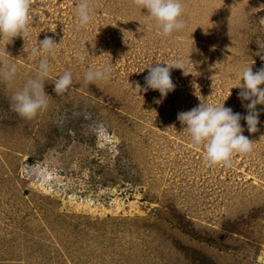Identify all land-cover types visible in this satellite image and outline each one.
Segmentation results:
<instances>
[{
	"label": "rangeland",
	"instance_id": "obj_1",
	"mask_svg": "<svg viewBox=\"0 0 264 264\" xmlns=\"http://www.w3.org/2000/svg\"><path fill=\"white\" fill-rule=\"evenodd\" d=\"M78 2L32 0L25 41L0 39L18 68L11 86L0 80V264H264V105L256 133L241 120L253 151L230 167L205 166L177 119L230 91L225 107L247 114L235 86L264 67V0H181L186 27L169 37L131 0H91L79 29ZM45 36L61 42L43 57L50 102L27 120L11 98L36 76L24 47ZM176 61L188 75L170 69L161 103L137 92L147 67ZM106 63L110 79L86 84ZM65 71L73 83L57 95Z\"/></svg>",
	"mask_w": 264,
	"mask_h": 264
},
{
	"label": "clouds",
	"instance_id": "obj_2",
	"mask_svg": "<svg viewBox=\"0 0 264 264\" xmlns=\"http://www.w3.org/2000/svg\"><path fill=\"white\" fill-rule=\"evenodd\" d=\"M31 3L32 0H0V39L7 36L11 43L13 38L21 37L25 41L29 35ZM131 3L140 10H147L146 15L155 22L158 34L163 37H169L186 27L182 19L181 0H131ZM75 12L78 20L77 28L87 27L94 18L91 0H79ZM60 44L61 42L57 43L52 37L45 36L30 49L24 47L29 59L37 61L39 58V60L36 76L28 79L11 98L12 109L21 118L32 120L39 112L48 108L50 97L45 91V80L50 76L51 66L43 57L46 54H54ZM6 57L11 56L5 48L0 52V80L11 86L18 68L15 62L9 63ZM79 59L83 62L85 56L80 55ZM172 68L182 69L184 75H188L182 61L172 64L163 63V65L156 63L155 66L147 67L148 75L145 77V85L141 87L137 83L135 89L138 93L147 92L149 89L159 91L161 100L156 102L161 103L162 99L176 88L171 78L170 69ZM112 70L110 63L100 67H90L84 74V81L86 84L107 81L111 77ZM72 83V73L65 71L55 80L53 90L57 95H61L70 88ZM261 85H264V67L254 72L252 66H247L239 73L235 87L241 90L238 98L242 101V106L247 109L246 115L242 116L238 112H233L231 108L225 107L224 102L231 95V91L223 103H207L200 99L199 105L177 114V119L184 126L183 131L190 136L193 146L203 148L205 166L223 164L230 167L234 154H248L253 151L254 142L243 134L245 128L240 122L246 121L249 133L258 131L260 112L257 111V105H264V87Z\"/></svg>",
	"mask_w": 264,
	"mask_h": 264
}]
</instances>
